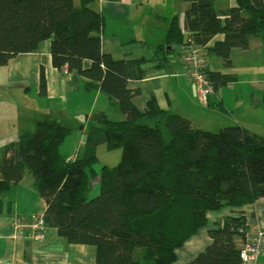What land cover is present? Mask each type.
I'll use <instances>...</instances> for the list:
<instances>
[{
    "label": "trees",
    "instance_id": "16d2710c",
    "mask_svg": "<svg viewBox=\"0 0 264 264\" xmlns=\"http://www.w3.org/2000/svg\"><path fill=\"white\" fill-rule=\"evenodd\" d=\"M87 1L77 8L74 0H0V68L51 40L53 67L87 79L85 89L117 103L123 116L114 120L101 111L86 119L83 151L74 158L60 151L70 133L61 119L38 122L6 144L0 150V205L30 174L46 202V226L69 244L95 247L96 264H173L176 251L208 225L207 212L264 197V137L241 126L195 128L155 98L142 106L141 90L130 84L147 77V62L165 67L172 55L182 58L174 47H188L191 39L208 59L213 91L234 81V75L210 69L209 58L232 68L233 51L250 50L253 38L264 49V0H237L225 11L216 0H183L190 4L183 21L171 20L164 44L149 60L103 53L105 18ZM219 34L225 39L208 46ZM39 92L47 94L44 68ZM100 146L121 148L120 163L97 170ZM248 230L245 216L224 218L209 231L213 243L194 264H243Z\"/></svg>",
    "mask_w": 264,
    "mask_h": 264
},
{
    "label": "crops",
    "instance_id": "0c3cea01",
    "mask_svg": "<svg viewBox=\"0 0 264 264\" xmlns=\"http://www.w3.org/2000/svg\"><path fill=\"white\" fill-rule=\"evenodd\" d=\"M74 3L77 8H81L84 2L74 0ZM236 6L237 0H216L219 11ZM87 7L105 18L101 40L103 53L111 55L115 60H149L155 47L164 44L171 20L178 18L182 22L190 4L183 0H88ZM224 39L225 35L219 34L208 46H214ZM250 44L248 51H233V65L232 68H226L227 71L222 70L224 64L220 58H209L210 69L230 73L235 80L213 91L209 96L208 106L203 107L202 112L195 108L197 91L185 73L182 59L176 54L169 58L165 67L147 62V77L131 83L130 88L141 90L142 106L155 98L162 108L189 119L195 128L201 129L203 123L209 120L211 129H206L212 132L215 131L213 129L241 126L264 137V49L260 38H253ZM176 53L179 51L176 50ZM41 68H44L47 78V94L42 96L45 101L34 103L33 116L25 112L18 116L11 109H0V149L32 130L33 125L38 122H49L55 118L77 122L78 125L83 122L81 142H84L88 128L86 122L95 113L104 111L100 109L113 105L116 115L120 120L123 119L117 103H110L98 90L85 89L87 79L76 72L65 73L53 67L51 40L42 42L36 52L21 54L7 66L1 67L0 89L18 86L20 92L28 93L32 90V83L35 91L38 90ZM51 101L60 102L61 107L53 109L49 103ZM161 101L166 106H162ZM31 107L32 105L27 110L31 111ZM28 177L30 175H25L19 184ZM94 194H98V186L95 187ZM45 211L46 202L37 190L18 193L16 198L9 194L4 196L0 205V264H96L95 247L69 244L59 236L55 228L48 227L42 241L31 239L29 231L25 235L15 233L13 220L18 218L29 221L34 216H44ZM238 216H245L247 219L249 239L259 232L264 233V197L243 207H225L207 212L208 225L176 251L177 258L173 264H194L196 258L204 254L213 243L209 231L218 229L224 218ZM261 263L264 264V253Z\"/></svg>",
    "mask_w": 264,
    "mask_h": 264
},
{
    "label": "rangeland",
    "instance_id": "374dc122",
    "mask_svg": "<svg viewBox=\"0 0 264 264\" xmlns=\"http://www.w3.org/2000/svg\"><path fill=\"white\" fill-rule=\"evenodd\" d=\"M223 71H227L226 67L224 66L222 68ZM31 80V79H30ZM32 86V90L30 92H26L22 93L19 91V87L15 86L12 89H8V88H2L0 89V109H11L13 111V113H16L18 116H21L24 112L25 113H30V115H34L35 113V104L34 103H41V101H45L44 98H42V95H40L39 93V87L38 90L35 91V87H33V84L31 83ZM195 86V85H194ZM196 89V86H195ZM192 96V94H191ZM105 99H107L106 96H104ZM46 104H48V102H45ZM51 103V107L53 109H58L61 107L60 102L58 101H51L49 102ZM163 102L161 101V104ZM34 104V105H33ZM31 111L27 110L29 106H31ZM99 105H101V103H99ZM195 108L196 110H198V112H202V110L204 109L203 105L200 104V102L197 100L195 102ZM49 106V105H48ZM162 106H166L165 103L162 104ZM117 107L119 108V105H117ZM100 110H104L106 112H108L109 116L114 119V120H120V117L116 115L115 113V106H106ZM35 120V119H34ZM54 120H59V119H53ZM60 121V120H59ZM37 122V121H36ZM209 120L207 122H204L201 129H205V130H209L206 128H210L209 127ZM36 124V123H35ZM83 122L80 123V125L77 124V122H73V121H66V125L67 127L70 129V133L68 134V136L66 137V139L64 140L63 144L60 146V151L62 154L68 156V157H73L74 155H76V153L81 154L83 151V145L84 142H81V136L84 132L83 129ZM35 125H33L32 128H34ZM86 130H88L86 128ZM215 130L214 132H219L220 129H213ZM1 150V149H0ZM98 157H99V165H97V169H99L100 167H102L103 165H109L111 167L117 166L120 161H121V157H122V149H115L113 151H107L106 148L104 146H100L98 149ZM30 175V174H26V177ZM30 179V182L29 180ZM18 185L19 188L17 187ZM12 187L11 191L9 192V195H11L13 198H16V196L18 195V193L20 194L22 193H28L31 191V189H33L34 191L35 188L32 187L33 186V178L30 175V177L26 178V180L21 183ZM98 185L97 182H95L94 185V189L95 187Z\"/></svg>",
    "mask_w": 264,
    "mask_h": 264
},
{
    "label": "built area",
    "instance_id": "2783aa9c",
    "mask_svg": "<svg viewBox=\"0 0 264 264\" xmlns=\"http://www.w3.org/2000/svg\"><path fill=\"white\" fill-rule=\"evenodd\" d=\"M187 47V46H186ZM176 46V50L182 53V64L185 68L186 75L196 86L198 100L204 107L209 104V96L213 92L212 86L207 78L206 71L209 68L208 59L202 51V47L194 44L191 39L189 46ZM65 73H68L65 71ZM12 227L17 235H25L30 232L31 239L42 241L45 238L47 226L43 216H34L31 220L25 221L15 219ZM264 253V233L259 232L253 238H248V233L241 245V259L243 264H262L261 256Z\"/></svg>",
    "mask_w": 264,
    "mask_h": 264
},
{
    "label": "clouds",
    "instance_id": "9594fccd",
    "mask_svg": "<svg viewBox=\"0 0 264 264\" xmlns=\"http://www.w3.org/2000/svg\"><path fill=\"white\" fill-rule=\"evenodd\" d=\"M176 47V46H175ZM175 47H174V49H175ZM65 71H67V69L65 70ZM68 72V71H67ZM69 73V72H68ZM74 158V157H73Z\"/></svg>",
    "mask_w": 264,
    "mask_h": 264
}]
</instances>
